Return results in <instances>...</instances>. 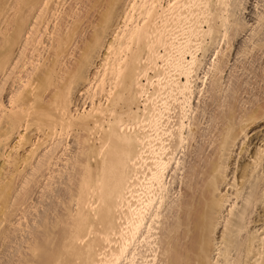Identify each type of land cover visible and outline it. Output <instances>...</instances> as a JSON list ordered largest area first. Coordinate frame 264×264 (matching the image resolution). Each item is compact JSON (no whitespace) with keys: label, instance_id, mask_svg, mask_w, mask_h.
<instances>
[{"label":"bare ground","instance_id":"obj_1","mask_svg":"<svg viewBox=\"0 0 264 264\" xmlns=\"http://www.w3.org/2000/svg\"><path fill=\"white\" fill-rule=\"evenodd\" d=\"M245 5L0 0V264H264Z\"/></svg>","mask_w":264,"mask_h":264},{"label":"rangeland","instance_id":"obj_2","mask_svg":"<svg viewBox=\"0 0 264 264\" xmlns=\"http://www.w3.org/2000/svg\"><path fill=\"white\" fill-rule=\"evenodd\" d=\"M259 13H264V0H246V5H245V8H244V11H243V15H244V19L246 20V21H248L249 23H254V21H255V17H256V15L257 14H259ZM251 31H249V33H250ZM245 39H248V36L246 35V33H245V35L243 34V36H241V39L236 43V45H238V44H240V46H242V44L241 43H243V41H245ZM44 43L43 44H41L40 45V47L38 48L39 50H38V52H40L39 54L37 53V55L36 56H33V58H34V62L36 63V65H38L39 64V62H40V60H42V59H46V57H47V50L46 49H48V42L45 40V38H44ZM47 45V46H46ZM46 54V55H45ZM41 55V56H40ZM39 57V59H38V57ZM44 57V58H43ZM36 58V59H35ZM42 58V59H41ZM243 58V57H242ZM241 58V59H242ZM35 63H32L31 65H33V64H35ZM262 64H263V66L261 65V67L262 68H259V70H257V75L259 76V77H257L256 78V80L254 81L255 82V84H259V86H261V88H263L264 89V83H263V81H264V71L262 70L263 68H264V61H262ZM29 66V69L30 68H34V67H36V65H33V66ZM31 70H33V69H31ZM31 70H28V73L31 71ZM28 73H26V74H28ZM262 73V74H261ZM261 77H262V79H261ZM22 79H19V81H21ZM258 80V81H257ZM260 80H261V82H260ZM18 81V82H19ZM17 82V83H18ZM200 81H198L197 83L199 84V85H201L200 83H199ZM16 83V88L17 87H19V86H21V83H22V85L24 84L22 81L20 82V84L18 83L17 84ZM263 84V85H261V84ZM254 83H252V85H253ZM255 84L253 85V86H255ZM18 85V86H17ZM251 85V87H250V89H257V90H259L258 88V86H257V88H256V86L255 87H253ZM7 100L8 101V96L7 95H5V97H4V100ZM6 100H5V102H6ZM262 130H264V125H263V127L261 126L260 127ZM256 129L255 130V132L254 131H252V133H250V137H252V134L253 133H255V134H253V137H256L257 135V133H258V131H261V129ZM257 132V133H256ZM254 135H256V136H254ZM73 137V136H72ZM71 140V144L73 145V143H72V140L74 141V139L72 138V139H70ZM60 164H61V167H59L60 166ZM63 167V165H62V163H59L58 164V166H57V169L55 170V171H53V173L54 174H56V171L58 170V169H60V168H62Z\"/></svg>","mask_w":264,"mask_h":264}]
</instances>
